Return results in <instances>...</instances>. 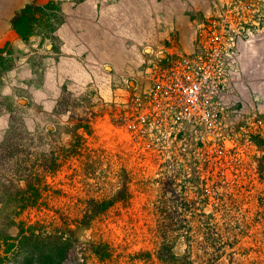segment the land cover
I'll list each match as a JSON object with an SVG mask.
<instances>
[{"label":"rangeland","instance_id":"obj_1","mask_svg":"<svg viewBox=\"0 0 264 264\" xmlns=\"http://www.w3.org/2000/svg\"><path fill=\"white\" fill-rule=\"evenodd\" d=\"M28 1L49 0H0V46L11 49L13 62L0 71V142L16 127L39 132L44 147L66 144L74 121L68 111L54 113L63 94L70 112L92 115L89 130L78 129L77 153L58 150L52 171L33 168L35 205L12 213L4 183L10 169L3 170L0 231L15 234L14 223L5 225L13 219L65 228L76 244L105 243L110 256L85 250V264H169L155 257L162 234L192 264H264V0H51L52 29L38 25L23 39L10 21ZM217 14L243 34L220 134L200 140L186 132L154 144L126 125L120 99L146 85L145 70L181 51L197 24ZM15 173L11 181L23 187L25 174ZM122 182L127 196L118 197ZM90 198L112 204L82 221Z\"/></svg>","mask_w":264,"mask_h":264},{"label":"trees","instance_id":"obj_2","mask_svg":"<svg viewBox=\"0 0 264 264\" xmlns=\"http://www.w3.org/2000/svg\"><path fill=\"white\" fill-rule=\"evenodd\" d=\"M56 17V6L51 0L44 4H37L34 1L26 2L11 18L10 25L15 32L23 39H27L32 34L36 26L41 25L45 31L52 29L51 21ZM12 51L6 45L0 46V71L8 68L12 62ZM70 103L63 94L59 98L54 108V113H64L68 111V117L72 122L68 132L70 138L66 144L57 143L49 147H44L48 140L39 132L23 131L12 127L7 131L0 142V178L6 167L10 169L9 177H5L9 182L6 184L10 188V201H14L13 214L18 213L26 206L35 205L40 199V192L36 185L39 180L38 174L32 170L38 166L36 171H52L56 166V151L66 153H77L81 147L83 131H88L89 126L86 117L92 115V111L86 109L82 114L73 113L69 110ZM88 111V112H87ZM85 113H88L87 115ZM86 115V116H85ZM45 130L52 133L51 125H45ZM33 158V160H32ZM35 171V172H36ZM22 175L24 173L23 187L11 181V176ZM117 190V196H127L125 185ZM114 195V194H113ZM116 196V195H115ZM112 202L105 199L90 198L83 211L82 221L90 219L99 212L107 209ZM189 204H181L182 208ZM176 210L175 205H171ZM179 207V206H178ZM15 224V234H9L5 229L0 231V264L8 259H13L15 264H85V250L93 252L99 260L109 257L111 252L105 243L96 242L94 244H76L67 229L59 226H48L40 223L23 225L10 219L5 225ZM205 224V222H203ZM165 227V225H164ZM179 227H185L179 224ZM211 226L207 229L211 230ZM187 228L185 227L184 230ZM165 233V232H164ZM186 236V234H185ZM174 240L167 234H162L158 248L155 250V257L160 261L169 264H192L187 251L177 254L173 249ZM149 255L146 251H140Z\"/></svg>","mask_w":264,"mask_h":264},{"label":"built area","instance_id":"obj_3","mask_svg":"<svg viewBox=\"0 0 264 264\" xmlns=\"http://www.w3.org/2000/svg\"><path fill=\"white\" fill-rule=\"evenodd\" d=\"M189 51L170 52L145 70L146 85L125 91L126 125L167 144L186 132L220 134L242 33L225 15L201 20ZM128 83H126V86Z\"/></svg>","mask_w":264,"mask_h":264},{"label":"crops","instance_id":"obj_4","mask_svg":"<svg viewBox=\"0 0 264 264\" xmlns=\"http://www.w3.org/2000/svg\"><path fill=\"white\" fill-rule=\"evenodd\" d=\"M191 43V44H190ZM187 44V46L183 47L181 51H189L193 46V38L191 39V42Z\"/></svg>","mask_w":264,"mask_h":264}]
</instances>
